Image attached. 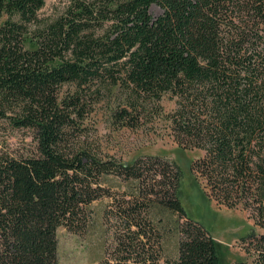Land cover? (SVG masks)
<instances>
[{
  "label": "trees",
  "instance_id": "trees-1",
  "mask_svg": "<svg viewBox=\"0 0 264 264\" xmlns=\"http://www.w3.org/2000/svg\"><path fill=\"white\" fill-rule=\"evenodd\" d=\"M46 1L0 0V264H59L58 231H89L105 197L100 264L222 263L182 207L177 162H121L89 142L105 101L115 129L164 118L179 151L205 153L191 170L206 197L254 222L236 264H264V0H67L41 17ZM113 176L129 191L114 196Z\"/></svg>",
  "mask_w": 264,
  "mask_h": 264
},
{
  "label": "rangeland",
  "instance_id": "rangeland-1",
  "mask_svg": "<svg viewBox=\"0 0 264 264\" xmlns=\"http://www.w3.org/2000/svg\"><path fill=\"white\" fill-rule=\"evenodd\" d=\"M67 0H47L41 10V17H54L60 12ZM153 16L161 14L155 6L151 8ZM63 91H68L64 87ZM107 101L98 104L86 121V133L89 142L97 146L103 155H109L121 162L132 163L140 156H159L164 160L177 162L183 172V186L181 204L190 219L202 224L222 246L223 259L221 264H236L245 259L241 238L255 229L254 222L249 218V213L241 206L230 209L219 204L217 200H209L203 192L205 180L201 179L202 186L198 184L192 174L191 166L194 160L204 157V152L180 150L174 140L170 124L162 119L156 123L145 125L139 130L122 129L113 127ZM166 114H170L176 107L175 102L166 98L163 102ZM16 149L25 152L32 148V139L26 133H15L10 141ZM108 183L115 196L124 194L129 183L118 177H110ZM113 203V198L105 197L93 203L94 225L89 231L74 234L66 229L58 231V261L59 264H100L103 259V213ZM103 223V224H102ZM257 230V229H256ZM258 231V230H257ZM108 245L113 242V231L108 233ZM175 245L168 242L164 254L174 255ZM168 256V255H167ZM164 264V262L162 261Z\"/></svg>",
  "mask_w": 264,
  "mask_h": 264
}]
</instances>
